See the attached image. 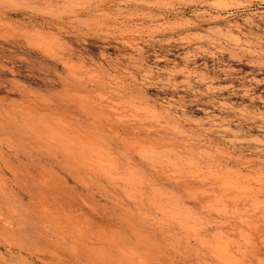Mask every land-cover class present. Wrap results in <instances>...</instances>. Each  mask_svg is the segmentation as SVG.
Segmentation results:
<instances>
[{"label":"rangeland","instance_id":"obj_1","mask_svg":"<svg viewBox=\"0 0 264 264\" xmlns=\"http://www.w3.org/2000/svg\"><path fill=\"white\" fill-rule=\"evenodd\" d=\"M0 264H264V0H0Z\"/></svg>","mask_w":264,"mask_h":264}]
</instances>
